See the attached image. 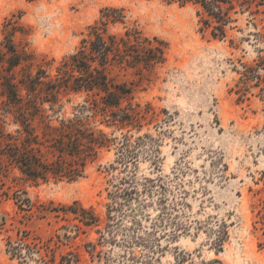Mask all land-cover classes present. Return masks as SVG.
<instances>
[{"label":"rangeland","instance_id":"1","mask_svg":"<svg viewBox=\"0 0 264 264\" xmlns=\"http://www.w3.org/2000/svg\"><path fill=\"white\" fill-rule=\"evenodd\" d=\"M105 7L124 9L128 26L167 49L165 63L152 71L111 72L132 88L134 102L152 107L141 130L99 128L153 141L145 140L131 169L115 162L113 150L103 151L75 182L33 185L15 171L1 173L0 264H41V258L58 264L63 256L71 264H264V13L233 15L220 40L200 31L193 6L0 0V44L16 27L15 44H27L36 64L54 74ZM83 98L63 100L61 113L70 115ZM15 130L0 111V131ZM15 192L30 200V211L18 208ZM74 203L91 210L99 225L37 209Z\"/></svg>","mask_w":264,"mask_h":264},{"label":"trees","instance_id":"2","mask_svg":"<svg viewBox=\"0 0 264 264\" xmlns=\"http://www.w3.org/2000/svg\"><path fill=\"white\" fill-rule=\"evenodd\" d=\"M158 1L193 6L200 31L209 30L213 39L220 40L226 38V29L237 20L233 15L264 13V0ZM116 26L122 29L111 31ZM17 31L21 30L14 26L7 28L0 44V111L5 118L11 117V123L16 126L14 134L0 131V174L15 171L20 179L33 185L75 182L85 177L88 165L101 152L111 150L115 162L131 169L128 163L132 161L133 165L145 140L153 139L145 136L132 141L127 135L108 134L99 125L128 133L139 132L142 122L153 110L150 104L141 106L134 102L132 88L112 78L111 72L114 68L152 71L165 63L167 44L128 26L124 9L105 7L100 10L99 18L87 27L75 51L50 74L43 65L36 64L27 44L21 47L15 44L13 36ZM77 94L84 95L83 101L65 116L61 113L63 100L69 103V96ZM15 197L21 211L31 210L28 198H22L18 192ZM37 209L39 214L71 213L86 227L99 225V218L77 203L56 208L39 204ZM98 233L101 242L107 240L105 234ZM9 251L22 258L21 252L11 245ZM40 261L52 264L54 260L41 258ZM71 263L74 260L64 256L58 262ZM146 264H151L150 260Z\"/></svg>","mask_w":264,"mask_h":264}]
</instances>
